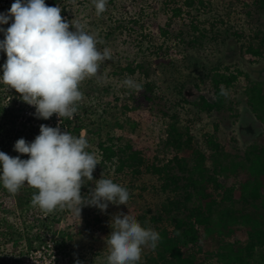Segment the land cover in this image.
<instances>
[{
    "label": "rangeland",
    "instance_id": "374dc122",
    "mask_svg": "<svg viewBox=\"0 0 264 264\" xmlns=\"http://www.w3.org/2000/svg\"><path fill=\"white\" fill-rule=\"evenodd\" d=\"M14 2L0 0V13H7ZM57 5L68 21H79L86 31L98 37L101 41L98 48L107 47L112 52V59L101 64L98 77L82 82L84 98L74 114L77 118L73 124L76 122L83 129L78 136L70 134L85 138L91 145L88 151L94 152L98 161L93 180L85 181L81 194L88 195L96 181L105 178L126 187L130 199L127 205L110 203L106 212L83 207L80 220L67 208H58L52 213L29 208L22 213L18 207L5 210L0 214V249L6 255H0V264H19L27 250L52 236L63 239L58 264H76L77 259L82 264H105L108 255L105 240L112 231L110 221L115 213L129 212L142 227L154 230L166 224L163 220L150 219L158 214L165 218L164 205L167 197L172 196L161 190L157 176L145 172L144 167L138 174H132L128 168L117 171L114 164L103 160L99 142H114L120 147L132 145L147 162L161 164L176 154L191 168L195 164L194 149L206 156L210 153L203 137L206 133L214 134L225 151L240 158L247 147L259 142L262 131V123L246 102L247 87L255 82L264 85V11L259 3L253 0H108L107 10L100 16L96 15L92 0H58ZM12 22L0 28L7 29ZM74 30L70 27V31ZM2 40L4 37L0 36ZM249 44L261 47V56L253 61L245 55ZM230 73L236 75L232 84L217 83L221 74ZM126 75L138 81L142 90L122 87L121 81ZM221 84L230 90L229 97H223L220 110H204L202 98L214 102L215 91ZM17 102L26 108L19 114L22 121L27 120L25 127L21 125L23 129L19 133L0 134V151L27 160V155L14 151L15 142L28 139L31 131L40 132L44 122L53 128L59 123L56 114L47 120L38 119L35 107L21 98ZM172 124L183 134V139L189 136L192 141L178 152L164 147L166 131ZM203 165V174L213 173L210 159ZM175 172L182 174L178 169ZM219 180L224 183L226 178L221 176ZM34 190L27 185L21 188L25 195ZM210 191L208 188L207 192ZM196 203L194 198L187 206ZM28 212L34 214L27 217ZM259 212L264 214V209ZM242 236L244 230L232 239ZM14 247L17 249L10 255ZM213 249L207 247L206 251L197 253L199 261L220 264L213 256ZM150 252L151 248L145 247L139 262H144Z\"/></svg>",
    "mask_w": 264,
    "mask_h": 264
},
{
    "label": "clouds",
    "instance_id": "9594fccd",
    "mask_svg": "<svg viewBox=\"0 0 264 264\" xmlns=\"http://www.w3.org/2000/svg\"><path fill=\"white\" fill-rule=\"evenodd\" d=\"M108 0H92L97 16L107 10ZM62 8L49 6L45 0H15L7 13H0V28L4 40L0 52L6 54L0 83L20 94L23 102L35 107V116L47 120L56 114L72 118L84 98L81 84L98 77L100 66L112 59L111 49L98 48L101 41L85 30L79 21H68ZM70 27L74 31H70ZM121 86L141 91L142 85L127 76ZM230 90L220 85V96L228 98ZM91 145L68 131L40 125L34 141L20 138L14 151L27 155L12 157L0 151V183L10 194H17L24 186L36 190L31 199L33 207L52 213L67 208L79 220L83 207H95L106 212L109 204L127 205L129 190L112 179L101 178L82 196L85 181L93 180L98 165ZM112 229L105 243L108 249L106 264H138L145 247L155 250L161 241L159 232L142 227L136 216L115 213L110 221ZM76 264H82L78 259Z\"/></svg>",
    "mask_w": 264,
    "mask_h": 264
},
{
    "label": "trees",
    "instance_id": "16d2710c",
    "mask_svg": "<svg viewBox=\"0 0 264 264\" xmlns=\"http://www.w3.org/2000/svg\"><path fill=\"white\" fill-rule=\"evenodd\" d=\"M253 1L259 3L264 11V0ZM57 2L58 0H45L49 6H55ZM0 36L4 37V34ZM245 55L250 61L261 56L260 45L255 47L249 44L245 49ZM6 59V54L1 52L0 76L3 75L2 69ZM128 70L133 72L132 69ZM235 77L236 75L231 73L221 74L217 83L224 82L228 86ZM215 94L216 99L212 103L202 98L201 104L204 110L221 109L224 98L220 96V89L217 88ZM19 99L20 94L0 83V134L8 131L19 133L20 128L25 127L27 120L22 121L19 114H22L26 108L17 102ZM246 102L254 117L262 123V131L259 134V142L247 147L240 158L232 152L225 151L212 133L203 136L210 150L209 155L206 156L198 149H194L195 164L191 168H188L184 160L178 158L176 154L172 159L161 164L154 161L147 162L141 151L132 145L120 147L114 142L110 144L99 142L103 160L114 164L117 171L128 168L132 174H138L141 172L140 168L144 167L145 172L157 176L160 180L161 190L169 196L172 195L170 198L167 197L164 205L165 218L161 214L150 217L154 222L162 220L166 222L162 227L156 228L161 235V241L155 250L151 249L150 254L146 255L145 261L138 264H203L196 254L206 251L207 247H214L213 256L220 264L254 262L264 264V214L259 212L260 209H264V85L261 82H255L247 87ZM74 118H77V115L70 119L61 117L60 125L69 133L78 136L83 127L76 125V122L73 124ZM45 124L47 123L44 122ZM71 125L72 128L69 129ZM30 134L31 136L25 139L27 142L34 141L40 132L31 131ZM166 134L164 147L171 148L175 152L192 142L189 136L183 139V134L175 124L170 125ZM206 159L211 161L212 174L202 173ZM176 169L182 174L176 173ZM221 176L226 178L224 183L219 180ZM208 188H211L210 192H207ZM20 192L24 195H19ZM28 192L25 195L26 193L20 189L13 195L5 188L0 189V214L13 207H18L25 213L28 208L30 211L39 209L34 208L29 199V196L38 191ZM194 198L196 205L188 207L187 202ZM29 214L26 216L31 217L34 213ZM242 230L244 236L233 240V236ZM16 249L17 247H14L10 255H14ZM18 254L22 253L18 252ZM0 255L6 253L0 249Z\"/></svg>",
    "mask_w": 264,
    "mask_h": 264
},
{
    "label": "built area",
    "instance_id": "2783aa9c",
    "mask_svg": "<svg viewBox=\"0 0 264 264\" xmlns=\"http://www.w3.org/2000/svg\"><path fill=\"white\" fill-rule=\"evenodd\" d=\"M56 118L60 126L61 120L58 116ZM62 242L63 239H55L54 236L47 238L37 247L27 250L19 264H58Z\"/></svg>",
    "mask_w": 264,
    "mask_h": 264
}]
</instances>
